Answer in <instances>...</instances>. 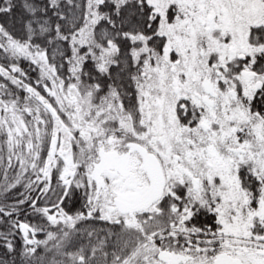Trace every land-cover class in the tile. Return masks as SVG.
Instances as JSON below:
<instances>
[{
	"label": "snow or ice",
	"instance_id": "obj_1",
	"mask_svg": "<svg viewBox=\"0 0 264 264\" xmlns=\"http://www.w3.org/2000/svg\"><path fill=\"white\" fill-rule=\"evenodd\" d=\"M0 264H264V0H0Z\"/></svg>",
	"mask_w": 264,
	"mask_h": 264
}]
</instances>
